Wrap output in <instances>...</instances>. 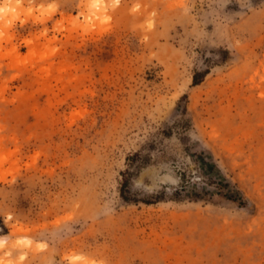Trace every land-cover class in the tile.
Segmentation results:
<instances>
[{
  "label": "rangeland",
  "instance_id": "obj_1",
  "mask_svg": "<svg viewBox=\"0 0 264 264\" xmlns=\"http://www.w3.org/2000/svg\"><path fill=\"white\" fill-rule=\"evenodd\" d=\"M6 5L0 264H264V0Z\"/></svg>",
  "mask_w": 264,
  "mask_h": 264
},
{
  "label": "trees",
  "instance_id": "obj_2",
  "mask_svg": "<svg viewBox=\"0 0 264 264\" xmlns=\"http://www.w3.org/2000/svg\"><path fill=\"white\" fill-rule=\"evenodd\" d=\"M206 74H207V73H205V75H206ZM198 76H199V75H196V76H195V80H194V84H195V85H198V84L200 83V81H199V79H198ZM133 157H135V158H139L141 164H145V163H144L145 159L143 158V156L141 155V153H135V154L133 155ZM128 183H129V180L126 179L125 182H124V184H123V186L126 187V186L128 185ZM223 186H224V188H228V185H224V184L220 183L219 186H218L219 192L222 193V194H225L226 196H228V198H231L232 200H234V197H233L232 195H228V193H224V191H223ZM122 196H123V198H124L126 201H129V198L125 195L124 190L122 191ZM2 224H3V223H2V219H1V217H0V226H3Z\"/></svg>",
  "mask_w": 264,
  "mask_h": 264
},
{
  "label": "clouds",
  "instance_id": "obj_3",
  "mask_svg": "<svg viewBox=\"0 0 264 264\" xmlns=\"http://www.w3.org/2000/svg\"><path fill=\"white\" fill-rule=\"evenodd\" d=\"M10 11L14 12V9L10 5H6L4 8L0 9V13L7 15Z\"/></svg>",
  "mask_w": 264,
  "mask_h": 264
},
{
  "label": "bare ground",
  "instance_id": "obj_4",
  "mask_svg": "<svg viewBox=\"0 0 264 264\" xmlns=\"http://www.w3.org/2000/svg\"><path fill=\"white\" fill-rule=\"evenodd\" d=\"M79 257V256H78ZM71 263L72 264H78L79 262H78V259L77 258H74V257H71ZM90 262H88V260L86 261V260H83L82 261V264H89Z\"/></svg>",
  "mask_w": 264,
  "mask_h": 264
}]
</instances>
